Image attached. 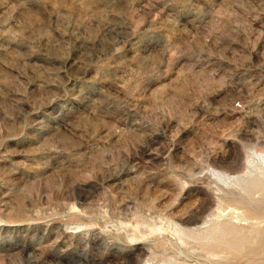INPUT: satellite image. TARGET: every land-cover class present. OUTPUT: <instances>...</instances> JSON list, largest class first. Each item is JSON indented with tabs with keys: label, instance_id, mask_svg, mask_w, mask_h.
<instances>
[{
	"label": "rangeland",
	"instance_id": "374dc122",
	"mask_svg": "<svg viewBox=\"0 0 264 264\" xmlns=\"http://www.w3.org/2000/svg\"><path fill=\"white\" fill-rule=\"evenodd\" d=\"M0 264H264V0H0Z\"/></svg>",
	"mask_w": 264,
	"mask_h": 264
}]
</instances>
